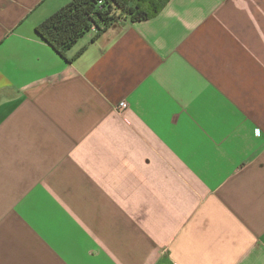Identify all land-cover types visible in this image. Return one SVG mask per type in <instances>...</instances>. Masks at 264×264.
<instances>
[{
  "label": "crops",
  "instance_id": "obj_1",
  "mask_svg": "<svg viewBox=\"0 0 264 264\" xmlns=\"http://www.w3.org/2000/svg\"><path fill=\"white\" fill-rule=\"evenodd\" d=\"M70 1L0 0V264H264V0L65 59L35 30Z\"/></svg>",
  "mask_w": 264,
  "mask_h": 264
},
{
  "label": "trees",
  "instance_id": "obj_2",
  "mask_svg": "<svg viewBox=\"0 0 264 264\" xmlns=\"http://www.w3.org/2000/svg\"><path fill=\"white\" fill-rule=\"evenodd\" d=\"M170 0H71L36 28V34L66 59L90 32L98 39L124 20L148 21L160 14Z\"/></svg>",
  "mask_w": 264,
  "mask_h": 264
},
{
  "label": "built area",
  "instance_id": "obj_3",
  "mask_svg": "<svg viewBox=\"0 0 264 264\" xmlns=\"http://www.w3.org/2000/svg\"><path fill=\"white\" fill-rule=\"evenodd\" d=\"M127 108H128V104L127 103H125V102H122L121 104H120V106L118 107V112H122L123 110H127Z\"/></svg>",
  "mask_w": 264,
  "mask_h": 264
}]
</instances>
